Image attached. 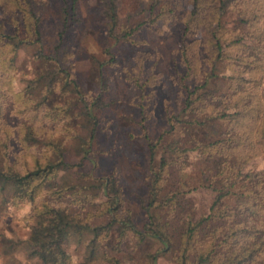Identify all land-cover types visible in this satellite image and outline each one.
Listing matches in <instances>:
<instances>
[{"label": "trees", "instance_id": "obj_1", "mask_svg": "<svg viewBox=\"0 0 264 264\" xmlns=\"http://www.w3.org/2000/svg\"><path fill=\"white\" fill-rule=\"evenodd\" d=\"M115 1L99 0L107 32L116 41L134 44V35L145 23L120 27L116 33ZM58 2L61 29L53 53L45 54L40 45L39 19L29 0H0V6L9 14L20 16L19 21L11 22V32H0V194L3 202L28 200L31 224L23 243L39 264H71L64 249L71 234L85 231L94 239L105 238L114 223L110 219L105 226L81 227L59 201L49 204L33 197L43 184L47 190L58 185L60 172L67 173L84 162L90 169L82 176L91 178L95 166L90 154L97 124L95 112L105 106L102 96L106 80L100 69L103 62L91 60L101 70L93 98H84L67 79L64 65L68 57L62 39L75 16L77 0ZM216 11L218 21L206 39L192 38L190 27L185 25L179 46L172 53L169 72H154L152 66L142 72L141 58L135 62L137 68L131 69L129 63L115 67L116 72L135 76L132 90L138 93L140 114L135 125L147 154L145 192L137 196L143 220L138 225L128 217L122 219L117 246L127 235L133 246L154 241L155 251L146 255L148 264H157V259L166 254H171L176 264H264V103L260 93L264 81V0H217ZM228 11L232 21L220 23V16ZM31 44L41 48L35 60L44 69L22 91H15L11 76L14 55ZM108 63L115 64V58L110 57ZM221 66L226 74L221 73ZM154 86L164 94V124L156 137L152 136L150 114L143 104L148 98L145 87ZM55 90L60 95H73L81 105L85 137L76 136L73 153L64 147L63 139L50 131L45 135L41 128L45 115L39 118L40 108L46 106ZM7 111L17 115L13 127L8 118H3ZM196 130L202 132L199 139L191 134ZM160 145L163 155L156 164ZM189 148L198 151L208 164L203 186L214 194L198 217L179 181L170 178L166 184L163 177L164 167L181 164ZM166 153L173 160L167 161ZM70 154L77 163H70ZM257 159L261 168L246 172L249 162ZM95 183L78 184L76 188L98 189L108 200L117 199L121 188L112 174L101 175ZM14 245L10 243L9 248ZM91 264L123 262L105 256L100 263Z\"/></svg>", "mask_w": 264, "mask_h": 264}, {"label": "rangeland", "instance_id": "obj_2", "mask_svg": "<svg viewBox=\"0 0 264 264\" xmlns=\"http://www.w3.org/2000/svg\"><path fill=\"white\" fill-rule=\"evenodd\" d=\"M29 2L31 10L39 19L42 51L52 54L57 44L56 34L61 29L59 2ZM115 6L118 24L116 33L120 27L125 28L144 21L145 24L133 37L134 44L116 41L114 35L107 32L108 27L101 15L99 0H77L75 16L62 39V47L68 57V62H65L67 66L64 65L67 67V79L69 82L73 81L84 98H93L97 94L100 69L106 80L102 96L105 106L95 112L97 124L90 151L95 159V166L91 169V178L82 176L90 169L89 164L84 162L67 173L60 172L59 183L51 190H47L43 184L33 192L36 201L49 204L59 201L62 207L71 211L76 224L81 227L105 226L110 219L114 220L105 238L100 236L94 239L85 231L70 235L64 249L71 264L100 263L105 256L118 258L123 264H148L146 255L155 251L154 241L146 240L139 246H133V240L127 235L121 245L117 246L122 219L128 217L138 225L143 220L137 196L145 192L143 183L147 180V154L140 140L141 133L137 132L135 125L140 117L136 99L138 93L132 90L135 76H127L124 71L116 72L115 67H124L129 63L131 69L137 68L135 62L141 58L144 61L142 72H147L151 66L154 72H169L172 53L179 46L185 25L190 27L192 38L206 39L208 31L218 21L217 0H116ZM190 12L192 15H188ZM232 19V13L228 11L220 16L219 22L230 23ZM19 20V15L9 14L7 8L0 6V32H11L14 29L11 22ZM40 50L37 44L25 45L14 55L11 76L15 91H22L28 81L44 69L35 60ZM59 57H62L61 53ZM110 57L115 58V64L108 63ZM92 59L103 62L104 66L99 69L91 62ZM61 68L59 67L58 72ZM220 70L223 74L227 72L223 66ZM260 93L264 103V81ZM144 94L148 96L143 101L145 112L150 114L152 136L156 137L164 124V94L159 86L145 87ZM46 102V106L40 108L39 114L40 119L45 115L41 121L43 133L46 135V132H53L54 136L63 139L64 147L73 153L78 140L76 136L85 137V129L81 126L83 123L80 103L73 95H60L58 90ZM10 113L7 111L3 118H8L7 122L10 121L13 127L17 115L13 111ZM191 134L198 139L202 137L200 130ZM13 145L16 151V143ZM161 146L156 149V164L163 155ZM165 157L167 161L173 160L170 154L166 153ZM67 159L70 163H77L72 154ZM208 167L199 152L190 148L181 164L164 167V183H169L170 178L179 181L182 190L187 192L185 197L191 202L197 217L205 211L214 195L203 186ZM260 168L261 161L257 159L249 162L245 171ZM103 174H112L119 182L121 190L115 201L103 197L98 189L76 188L82 183L94 186L96 179ZM29 214L30 204L26 198L18 202L12 199L3 202L0 194V264H39L23 243L29 235ZM10 243H15L12 249L9 248ZM157 264L176 262L171 254H166L157 259Z\"/></svg>", "mask_w": 264, "mask_h": 264}]
</instances>
